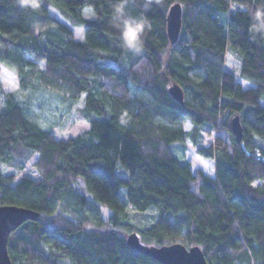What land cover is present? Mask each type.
<instances>
[{
  "label": "trees",
  "instance_id": "trees-1",
  "mask_svg": "<svg viewBox=\"0 0 264 264\" xmlns=\"http://www.w3.org/2000/svg\"><path fill=\"white\" fill-rule=\"evenodd\" d=\"M174 2L182 23L171 43ZM126 19L142 24L138 50L121 39ZM262 24L264 0H0V65L19 79L16 91L0 86V205L39 213L9 233L12 264H162L130 247L127 231L148 245H199L209 264H264ZM29 89L80 99L88 129L57 138L36 121L44 99ZM186 140L213 160L215 176L191 169ZM29 161L34 176L21 173ZM147 211V224L133 219Z\"/></svg>",
  "mask_w": 264,
  "mask_h": 264
},
{
  "label": "rangeland",
  "instance_id": "rangeland-1",
  "mask_svg": "<svg viewBox=\"0 0 264 264\" xmlns=\"http://www.w3.org/2000/svg\"><path fill=\"white\" fill-rule=\"evenodd\" d=\"M83 9H84L85 16L90 17V18L94 16V13L90 7L86 6ZM73 29H74L75 38L81 39V37H83V28L80 26H74ZM226 64L229 67V69L232 70L234 73L237 72L239 65L234 55L229 54L227 56ZM241 81L245 87L251 85V83L247 81H243V80ZM0 86L3 90H8V91H16L18 90V87H19L18 76L10 68L4 65H0ZM27 90H25L26 92L19 93V97L21 99L23 97V100H24L25 96H22V95H24L23 93H28ZM29 91L31 92L33 98H38V99L41 98V99H44L43 102H45V103L42 102L43 107L41 108V110H39L38 112H34L35 114H37L36 116L38 118V120L36 119L35 120L42 127H48V126L51 127L54 135L57 138H67L69 136H75L81 133L82 131L88 129L89 127L88 120L80 117L76 110V108L79 105H81L80 99L69 104L68 101L64 100L65 98L63 99L62 96H58L55 93L45 94V93H42V91L37 90V89L35 90L29 89ZM38 99H35V101H37ZM47 103H48V106H45L47 105ZM182 127L185 130L190 129L191 127L190 120L185 119L182 123ZM207 138L209 137H206V139ZM185 143L187 145V148L185 149V156L191 164V169L192 170H195L197 168L202 169L208 175L212 177L215 176L213 160L198 154L196 151V148L192 146L188 140H186ZM180 144L181 142L179 141L172 142L170 144V147L175 154H180V151H179ZM35 157L36 155L34 156V158ZM1 167L3 170L5 168V171L12 170V168H6L3 166ZM21 173H27L33 176L36 175V171L31 161H29L26 164V166L24 167ZM120 193H121L122 199L127 203V206H126L127 210L128 211L135 210L127 202L126 187L122 186L120 188ZM99 207L103 213L104 218H106L108 213L110 212V209L100 204H99ZM133 219H135L137 223L139 222L140 225L147 224L148 222L153 220V211H147L143 214H138V216L137 217L134 216ZM125 233H129V231Z\"/></svg>",
  "mask_w": 264,
  "mask_h": 264
},
{
  "label": "water",
  "instance_id": "water-1",
  "mask_svg": "<svg viewBox=\"0 0 264 264\" xmlns=\"http://www.w3.org/2000/svg\"><path fill=\"white\" fill-rule=\"evenodd\" d=\"M182 9L179 2L170 5L166 15V32L171 43L180 33ZM170 95L177 101H183V89L176 83L168 87ZM230 129L237 141L242 138V126L238 115L230 120ZM39 213L31 208L18 205H0V264H12L7 241L9 233L27 219H37ZM126 243L134 250L147 254L162 264H209L199 245L186 247L180 242L162 245H148L140 241L138 234L131 231L126 235Z\"/></svg>",
  "mask_w": 264,
  "mask_h": 264
},
{
  "label": "clouds",
  "instance_id": "clouds-1",
  "mask_svg": "<svg viewBox=\"0 0 264 264\" xmlns=\"http://www.w3.org/2000/svg\"><path fill=\"white\" fill-rule=\"evenodd\" d=\"M29 0H21L22 4L28 3ZM117 17L119 18L123 14V5H117L115 9ZM256 19H260V14L257 13ZM260 27H264L262 24ZM254 30L255 27H254ZM142 24L140 22L134 21L132 19H126L123 21L121 29V39L124 45L130 49L138 50L141 43L140 37L142 35ZM83 39V37H81Z\"/></svg>",
  "mask_w": 264,
  "mask_h": 264
},
{
  "label": "bare ground",
  "instance_id": "bare-ground-1",
  "mask_svg": "<svg viewBox=\"0 0 264 264\" xmlns=\"http://www.w3.org/2000/svg\"><path fill=\"white\" fill-rule=\"evenodd\" d=\"M115 229V228H114Z\"/></svg>",
  "mask_w": 264,
  "mask_h": 264
}]
</instances>
